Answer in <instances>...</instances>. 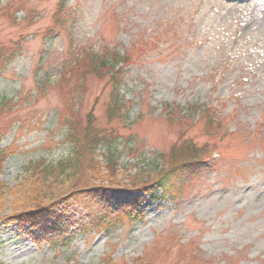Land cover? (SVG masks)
I'll return each instance as SVG.
<instances>
[{"label":"rangeland","instance_id":"rangeland-1","mask_svg":"<svg viewBox=\"0 0 264 264\" xmlns=\"http://www.w3.org/2000/svg\"><path fill=\"white\" fill-rule=\"evenodd\" d=\"M61 1L0 0V264H264V0ZM105 57L126 70L114 117ZM88 127L115 168L101 144L45 181ZM194 159L207 172L173 198L143 191ZM84 182L115 187L89 221L13 216Z\"/></svg>","mask_w":264,"mask_h":264},{"label":"trees","instance_id":"trees-1","mask_svg":"<svg viewBox=\"0 0 264 264\" xmlns=\"http://www.w3.org/2000/svg\"><path fill=\"white\" fill-rule=\"evenodd\" d=\"M64 5L65 4L63 0L61 1L60 9H62ZM5 60L9 61L8 58H6V54H2V60L0 59V71L3 70ZM100 64L102 65V68L108 71L107 72L108 78L106 81V86L109 87V90L111 92L110 101L108 103L106 113L108 117H114L119 113V111L121 110L123 106V101H122L121 96L119 95V92L121 91V88L125 84V77H126L125 71L126 70L123 72L121 63L119 61L113 60L111 57H105L104 59L101 58ZM82 137L85 140H87L86 142L89 145L81 144ZM65 139L69 141L70 145L72 146V156L71 158H68L66 160H61L60 162L56 164V166L43 167L42 169H40L39 172H41L40 174L46 178L45 181L52 179V178H57V177L73 178L75 176H78L81 173V171L85 169V166H84L85 154L89 153L90 155H93L94 150H96V148H98V146H100L101 144L108 145V152H112L111 155L106 157L108 158V161L110 162V165H111V166H108L110 168L108 170L111 171L112 169L115 168V166H113L114 165L113 161H111V160L115 161V155H114L115 152L109 149L110 143L106 139L97 137V131H95L92 127L86 128L83 131V134L78 133V132L73 133V131L67 132ZM81 145L84 147H82ZM191 147L193 148V146ZM0 154H1V151H0ZM195 159L185 162V164L182 163V164L176 165L166 170L165 172L160 173L152 182H150L151 184L147 187V189L148 190H153V189L168 190L169 188L174 186L176 182H179L183 180L184 178L192 176L196 171H199L201 168H203V163H200V161H196ZM111 185L113 184L109 183L107 184V186H103V185L97 186L95 184L90 185V183L84 182L83 186H76L72 188L71 192H69L66 196L63 197L65 198L63 201H66L68 203L67 205L69 206L74 203H79L80 207H84L88 215H93L95 212L94 211L95 209L93 208H95V206L93 207L92 204L95 203L96 200H99V198L101 199L102 197H104L106 195L104 191L110 188ZM134 185L138 186L136 184ZM112 189H115V187ZM134 189L137 190L138 187L136 188L134 187ZM36 205L38 204H34V208L30 211L23 210L22 212H19L18 214L13 215V216H16L15 217L16 219H25L28 222H32V223H37V224L43 223L44 220L42 216H45V217L50 216L53 211L50 210L51 206L44 205L40 207ZM11 218L12 217L8 219H11Z\"/></svg>","mask_w":264,"mask_h":264}]
</instances>
